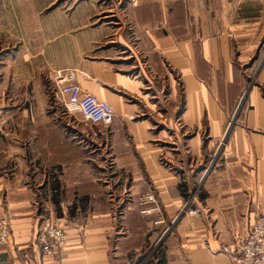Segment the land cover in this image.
<instances>
[{
    "label": "crops",
    "instance_id": "0c3cea01",
    "mask_svg": "<svg viewBox=\"0 0 264 264\" xmlns=\"http://www.w3.org/2000/svg\"><path fill=\"white\" fill-rule=\"evenodd\" d=\"M159 1L134 0L122 10L138 26L146 63L126 54L128 34L111 26L116 8L99 25L91 1L41 22L45 63L75 69L80 86L113 107V122L102 127L130 199L117 217L90 151L61 129L17 146L3 145L0 132V215L10 222L0 264H235L240 238L264 215V62L238 111L250 74L236 61L233 40L240 42L238 59L256 51L250 36L256 28L264 36V0H167V8L183 5L184 23L178 15L183 25L172 36L146 22L158 15L146 7L156 3L158 10ZM30 12L34 37L40 25ZM153 122L164 126L156 131ZM186 129L194 131L188 139ZM224 133L220 161L191 197L208 146ZM187 202L195 211L168 229ZM51 219L69 223V244L57 255L44 253L37 239Z\"/></svg>",
    "mask_w": 264,
    "mask_h": 264
},
{
    "label": "rangeland",
    "instance_id": "374dc122",
    "mask_svg": "<svg viewBox=\"0 0 264 264\" xmlns=\"http://www.w3.org/2000/svg\"><path fill=\"white\" fill-rule=\"evenodd\" d=\"M88 1L99 7V10L92 18L95 25L106 23L108 19L105 15L112 14V12L106 10L114 8L118 10L113 17L117 22H111L113 24L111 26L117 29L123 27L121 31L125 29L124 33L128 34L129 46L126 54L137 55L141 63H146V53L140 43L141 38L139 37L138 26L128 17V14L125 15L126 12L122 11L126 4L132 5L134 0H0V132L5 136L3 145H8L10 142V145L16 146L22 142H25V145L34 144V137L37 141L41 140L39 136L47 135L53 127L68 133L75 141L90 151L88 156L93 162V167L99 168L100 177L105 182L104 186L113 197L114 213L117 217H123L122 212L127 207L128 199H130V189L128 186L123 187L119 180L115 166L116 160L112 154L111 143L109 142V129L102 127V125L99 128L88 121L82 120L78 113L74 115L64 109L57 97V90L54 84V73L57 68L45 63L42 54L44 46L42 39L43 37H48L42 32L41 27V22H44L45 16L54 11L65 14V12H70L78 5ZM167 3V0H160L158 10L155 6L156 3H152L151 6L148 4L149 6L146 8H154L155 13L158 11V15H153L151 20L148 16L146 22L150 24L153 32H170L169 35L172 36L176 32L175 30L180 29L183 25L177 26L178 15L181 16L180 21L183 18L182 23H184L181 9L183 5L181 4L182 1L181 3L175 1L167 8ZM134 7H136V11L139 8H143L142 5H135ZM31 9L36 11L35 21L36 24L40 25L38 35L34 37H31V33L27 29V24L33 23V17L30 15ZM190 11L193 14L192 8ZM118 12L120 13L118 14ZM139 22L145 24L144 19H139ZM140 27L145 28L142 25ZM190 28L195 30L194 21L190 24ZM191 30L190 34L193 33ZM145 31L143 30V32ZM250 37V45L253 44L252 40L255 39L254 37H257V42L255 43L256 51L251 54L250 58H241L242 60L238 59L240 42L233 40L235 59L238 63L244 64L249 69L250 74L249 86L241 98L238 111L241 109L240 107L249 87L255 81L254 77L259 67L264 62V36H260L259 30L256 28ZM122 49L126 48L122 46ZM153 123L156 131L164 126L156 125V122ZM193 132L186 129V138ZM23 135H26L24 137L25 140L18 138V136L22 137ZM94 135L97 137H93ZM202 135L204 138L208 135L204 128L202 129ZM226 138L227 133H224L222 137L212 141L210 146H208L210 154L207 157L205 156L202 161L201 185L196 187L194 191L192 190L191 197L198 193L200 187L202 189L205 178L215 168L216 163L220 161ZM204 141L206 143L208 141L207 138ZM35 159L38 163L41 162L39 158L35 157ZM160 160L166 163L164 158L161 157ZM148 195L153 196V199L149 200L154 201L151 205L159 206L160 208L161 204L157 196L154 193H149ZM144 199L139 201L141 210L145 209L143 207V205H146ZM193 211L195 209L192 207L191 202H187L175 217L168 220V229L176 226L186 213ZM117 220L119 221L118 218Z\"/></svg>",
    "mask_w": 264,
    "mask_h": 264
},
{
    "label": "built area",
    "instance_id": "2783aa9c",
    "mask_svg": "<svg viewBox=\"0 0 264 264\" xmlns=\"http://www.w3.org/2000/svg\"><path fill=\"white\" fill-rule=\"evenodd\" d=\"M76 70L57 69L54 84L57 97L66 111L94 125H109L115 118L113 107L97 94L85 91L75 80ZM148 200L153 196L148 195ZM69 223L63 219L46 221L39 229L37 239L44 253L57 255L69 244ZM10 222L6 214L0 215V245L8 241ZM235 264H264V215H259L237 247Z\"/></svg>",
    "mask_w": 264,
    "mask_h": 264
}]
</instances>
